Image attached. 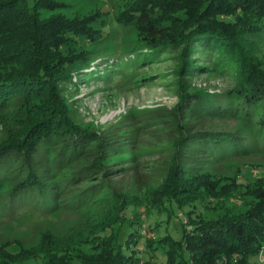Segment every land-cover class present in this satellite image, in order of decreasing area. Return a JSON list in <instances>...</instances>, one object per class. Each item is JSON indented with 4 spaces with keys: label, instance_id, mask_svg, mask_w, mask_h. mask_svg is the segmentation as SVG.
<instances>
[{
    "label": "trees",
    "instance_id": "16d2710c",
    "mask_svg": "<svg viewBox=\"0 0 264 264\" xmlns=\"http://www.w3.org/2000/svg\"><path fill=\"white\" fill-rule=\"evenodd\" d=\"M66 8L60 0H0V211L101 204L105 221L66 246L51 233L35 248L3 245L0 264H252L264 254V177L244 184L214 174L212 166L264 149V0H123L115 21L138 31L135 58L126 59H134L133 66L117 58L94 74L96 59L110 58L78 50L77 38L95 43L107 34L94 27L102 12L70 18L60 12ZM165 54L179 61L180 101L174 124L167 126L178 131L175 151L162 183L144 199L129 198L108 181L127 165H141L131 147L137 137L99 135L77 123L68 91L91 79L109 83L120 77L134 85L151 80H139V70ZM202 57L217 61L209 67ZM226 66L235 79L230 93L242 100L234 112L254 125L253 138L195 126V120L224 117L231 108L222 112L209 105L189 78ZM153 119L134 133L166 121ZM237 196L242 208L229 203ZM199 204L220 212L199 213ZM142 207L154 234L164 216L170 222L175 209L185 211L182 238L147 239L136 250L141 233L128 229L141 227Z\"/></svg>",
    "mask_w": 264,
    "mask_h": 264
},
{
    "label": "rangeland",
    "instance_id": "374dc122",
    "mask_svg": "<svg viewBox=\"0 0 264 264\" xmlns=\"http://www.w3.org/2000/svg\"><path fill=\"white\" fill-rule=\"evenodd\" d=\"M67 5L61 13L73 18L83 17L100 10L102 13L94 24L99 30H104V37L92 43L77 38L78 50L95 52L98 58H110L105 62L100 59L91 66L92 74L100 71L105 72L107 66L120 58L126 66H133L134 59L132 51L139 47V35L137 29L132 25L117 24L115 16L123 0H60ZM264 61V45L260 48ZM207 66L213 67L217 59L212 61L201 59ZM209 62V63H208ZM179 67L176 54H165L159 61L141 67L139 80L151 77L134 85L128 80L122 82L119 77L113 82L91 79L90 81H79L76 87L68 91V97L73 109V116L77 123L92 126L99 135L117 134L125 139L137 137V142L131 147L138 154L141 164L131 167L125 171H119L109 179V186L118 193H123L129 198L139 197L144 199L146 193L157 188L163 178L168 174L171 159L175 151V139L178 136L176 127H167L174 124L172 113L178 106L179 87L177 86L178 75L175 71ZM218 71L203 72L189 78L191 87L205 94L204 101L209 105L219 108L228 115L210 116L206 120L196 121L197 130L210 133L227 135L237 134L242 136L255 135L254 125H248L244 119L238 118L234 108L239 106L242 100L235 93H230L235 88L233 72L229 67H216ZM222 70V71H221ZM96 76V74H95ZM153 120H166L154 124L147 132V127H141L139 134L134 133L138 126L147 123L148 118ZM0 127V138L2 136ZM143 129V130H142ZM145 129V130H144ZM146 132V133H145ZM134 141V139H133ZM213 173L222 177H238V182L247 184L258 177H264V149L242 159H235L228 163H215L212 166ZM239 173H238V172ZM253 185V184H252ZM86 185H82L85 187ZM8 189V186L5 187ZM230 204H236L242 208L238 196L232 198ZM27 209V210H26ZM25 211L10 212L0 211V247L8 245L14 249L21 246L25 249L37 247L46 233H51L55 242L66 246L82 232L85 233L105 221L106 209L104 205L95 204L85 206L81 209H60L57 211H45L30 209ZM199 213L208 216H216L220 211L206 210L204 205H198ZM145 208H141V227L135 225L128 231L139 232V241L135 245L136 250L142 251L147 239L158 240L165 235H171L180 240L183 234V223L186 220L185 211L174 210L175 217L164 222L158 228L156 234L151 231V221L144 220ZM130 218L132 215L129 216ZM143 221V222H142ZM147 225V229L143 226ZM144 223V224H143ZM140 228L141 231H140ZM9 247V250H13ZM164 249L157 250L159 257ZM161 254V255H160ZM142 255V253H141ZM145 256H147L145 254ZM162 259V258H161ZM252 264H264V254L253 257Z\"/></svg>",
    "mask_w": 264,
    "mask_h": 264
}]
</instances>
